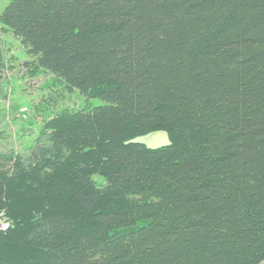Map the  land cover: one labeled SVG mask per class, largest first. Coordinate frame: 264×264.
I'll use <instances>...</instances> for the list:
<instances>
[{
    "label": "trees",
    "instance_id": "16d2710c",
    "mask_svg": "<svg viewBox=\"0 0 264 264\" xmlns=\"http://www.w3.org/2000/svg\"><path fill=\"white\" fill-rule=\"evenodd\" d=\"M0 24L103 101L0 154V264L264 263V0H10Z\"/></svg>",
    "mask_w": 264,
    "mask_h": 264
},
{
    "label": "rangeland",
    "instance_id": "374dc122",
    "mask_svg": "<svg viewBox=\"0 0 264 264\" xmlns=\"http://www.w3.org/2000/svg\"><path fill=\"white\" fill-rule=\"evenodd\" d=\"M9 2L0 0V15ZM0 40L6 61L0 74V154L28 155L49 118L65 109L103 104L98 97H86L77 89L70 91L63 80L35 66L27 45L2 24ZM133 140L160 147L170 144L171 136L167 130H155ZM0 221L7 222L3 216Z\"/></svg>",
    "mask_w": 264,
    "mask_h": 264
},
{
    "label": "built area",
    "instance_id": "2783aa9c",
    "mask_svg": "<svg viewBox=\"0 0 264 264\" xmlns=\"http://www.w3.org/2000/svg\"><path fill=\"white\" fill-rule=\"evenodd\" d=\"M8 227V223L4 221H0V229H6Z\"/></svg>",
    "mask_w": 264,
    "mask_h": 264
}]
</instances>
